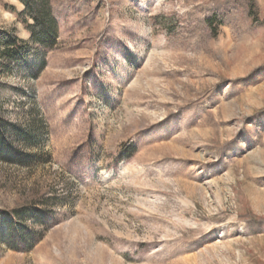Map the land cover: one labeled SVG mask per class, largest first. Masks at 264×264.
<instances>
[{
	"label": "rangeland",
	"instance_id": "rangeland-1",
	"mask_svg": "<svg viewBox=\"0 0 264 264\" xmlns=\"http://www.w3.org/2000/svg\"><path fill=\"white\" fill-rule=\"evenodd\" d=\"M51 6L44 49L0 0L29 51L0 63V211L48 205L20 239L0 216V264H264V0Z\"/></svg>",
	"mask_w": 264,
	"mask_h": 264
},
{
	"label": "trees",
	"instance_id": "trees-1",
	"mask_svg": "<svg viewBox=\"0 0 264 264\" xmlns=\"http://www.w3.org/2000/svg\"><path fill=\"white\" fill-rule=\"evenodd\" d=\"M17 1L23 6L21 15L26 17V31L29 33L31 43L44 49H52L57 42V22L52 14V0ZM206 24L212 28L214 18L207 17ZM28 54V47L25 43L19 41L13 34L0 32V63L2 66L22 67L26 63ZM22 138L23 134L18 128L10 126L0 110V159L7 162H23L24 155L19 146ZM47 208L46 203H38L11 212L0 211V216L10 219L8 223L10 233L20 239V222L28 216L40 222L43 220V210Z\"/></svg>",
	"mask_w": 264,
	"mask_h": 264
}]
</instances>
